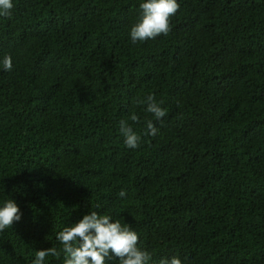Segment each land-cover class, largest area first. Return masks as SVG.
<instances>
[{
  "label": "trees",
  "instance_id": "1",
  "mask_svg": "<svg viewBox=\"0 0 264 264\" xmlns=\"http://www.w3.org/2000/svg\"><path fill=\"white\" fill-rule=\"evenodd\" d=\"M143 2L13 0L0 17V204L22 214L0 264L60 249L91 210L130 226L149 264H264V0H177L168 35L133 43Z\"/></svg>",
  "mask_w": 264,
  "mask_h": 264
},
{
  "label": "clouds",
  "instance_id": "2",
  "mask_svg": "<svg viewBox=\"0 0 264 264\" xmlns=\"http://www.w3.org/2000/svg\"><path fill=\"white\" fill-rule=\"evenodd\" d=\"M13 7V0H0V17H10ZM179 7L177 0H145L139 5L141 14L138 21L131 26V41L137 43L168 35L171 30V17L177 13ZM2 65L4 70H11L10 55L3 57ZM146 104V111L156 119H162L166 115L153 96L146 98ZM130 120L138 122L137 115L132 114ZM145 123L148 134L155 136L158 130L153 121L147 120ZM119 132L126 147L135 149L139 146L141 137L127 121H119ZM119 195L124 197L126 193L122 190ZM21 215L13 199L4 200L0 204V232L20 221ZM55 239L62 247L37 250L32 264H44L46 257L60 258L61 255L64 257L63 264H106V259L112 258H117L119 264H149L151 260L150 253L138 247V234L130 226L122 224L120 220L113 221L110 215H101L95 210L83 215L76 223L63 227ZM159 264H182V261L173 256L162 258Z\"/></svg>",
  "mask_w": 264,
  "mask_h": 264
}]
</instances>
